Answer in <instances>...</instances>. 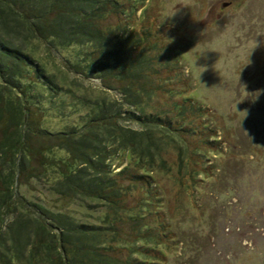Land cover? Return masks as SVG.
Instances as JSON below:
<instances>
[{"label":"rangeland","instance_id":"374dc122","mask_svg":"<svg viewBox=\"0 0 264 264\" xmlns=\"http://www.w3.org/2000/svg\"><path fill=\"white\" fill-rule=\"evenodd\" d=\"M128 3L130 7L133 0ZM226 4L228 6L223 8ZM146 6L147 10L144 7L136 14L133 8L126 7L125 12L111 9L103 22L118 30L119 25L129 23L128 18L132 19L135 14L133 28L127 25L129 31L139 32L155 26L157 35L153 43L145 46L149 50L152 44L159 46L151 55L157 57L159 64L155 71H148L150 88L144 96L150 99V107L144 108L143 113L152 114L156 122H162L153 129L164 142L157 146L169 164H162L159 170L145 176L140 171L141 166L132 164L122 155L119 163L112 162L110 175L111 179L123 182L124 205L130 214L136 210L145 216L147 224L162 223L159 232L164 235L156 231V236L151 235L156 239L143 240L137 246L156 248L158 245L163 256L160 252L157 259L152 254L127 256L122 252L119 257L124 264H133L131 258H139L141 264H264V0H148ZM143 14L145 17L140 21ZM119 33L124 34L117 31L107 40L112 42ZM14 44L24 48L19 38ZM60 47L56 50L60 54L55 55L56 64L50 61V68L52 64L57 71L74 73L70 79L84 90L100 89L104 93L101 80L81 81L75 75V64L82 52L92 53L95 48L81 42ZM139 50L130 45L125 54L137 57ZM39 53L48 58L43 50L39 49ZM100 53L101 59L109 54L105 50ZM116 55L109 54L112 58ZM67 62L74 68H68ZM111 97L114 102L119 99V95ZM63 101V107L59 102L43 105L46 115L36 117L39 127L50 135L42 133L32 140V135L25 133L19 153L11 150L1 155L0 165L4 163V169L1 167L3 175L0 177L8 181L7 177L13 176V188L18 196L27 199L32 209L37 206L38 213L54 214V207L60 210L71 206L70 213L79 223L94 224L100 217L95 213L91 216L93 211L86 208L94 206L93 203L85 202L82 208H77L76 203L68 199L57 201V194L64 190L63 172L73 176L83 165L79 160H66L70 153L59 145L54 135L66 137L63 132L69 134L74 125L80 123L78 118H92L91 108L74 110L69 107L72 104L69 96ZM188 101L190 106H199V111L188 106ZM153 106L158 111L147 109ZM175 107L181 109L178 114ZM124 108L120 104L113 105L105 109L104 114H111L134 132H143L145 128L137 119L118 116ZM95 119L93 117L92 121ZM168 128L170 133L166 135ZM74 131L82 135L79 128ZM52 132L55 134L51 135ZM59 147L64 151L55 153ZM179 153L187 163L185 167H190L189 171H181L182 167L177 166ZM42 165H52L49 177H56L57 183L50 184L45 179L43 185H37L38 182L32 180V176L45 177ZM62 167L64 171L52 175ZM136 175L143 180L138 181ZM0 188L9 190L3 181ZM143 199L150 204L140 208ZM162 199L164 204L159 203ZM101 214L100 209L98 215ZM143 229L141 227L146 233ZM60 235L52 234L51 243H59ZM35 246V242L31 243V253L25 251L18 255V264H32L33 254L37 255ZM54 253L58 254L56 249ZM75 258L77 264L85 261L83 255Z\"/></svg>","mask_w":264,"mask_h":264},{"label":"trees","instance_id":"16d2710c","mask_svg":"<svg viewBox=\"0 0 264 264\" xmlns=\"http://www.w3.org/2000/svg\"><path fill=\"white\" fill-rule=\"evenodd\" d=\"M128 1L125 3L122 0H0V157L5 151L14 150L19 153L21 141L25 139L26 134L32 135V140L40 137L42 133L49 134L39 127L36 118L46 115L43 105L59 102L60 107H63V100L69 96L72 98L69 107L74 110L89 106L92 118H88L89 120L78 118L80 123L74 125L75 129L84 121L90 123L81 131V136L69 131L68 136L63 132L66 137L56 138L55 133H51L56 141H59V145L70 153L66 160H79L83 167H79L73 176L71 174L68 176L63 167L58 169L59 171H54L52 175L56 176L64 171L61 175L64 190L57 194L58 202L61 199H68L72 203L75 202L77 208H82L85 202H91L94 206L86 207L87 210L93 211L90 213L91 216L95 213L100 217L94 224L79 223L70 213L71 206L60 210L54 207L56 211L54 214H40L35 210L37 206L32 209L27 199L18 196L13 188V176L7 177L8 181L0 177V180L9 186V190L6 191L0 188V264H18L20 262L18 255L24 254L25 251L31 253L29 247L33 242L36 243L37 255L33 254L32 264H77L76 255L84 256L83 264H124L119 257L122 252L127 253V256L139 254L145 257L149 256L146 254H152L156 259L160 252L163 256V251H159L158 245L157 249L151 246H146L148 248L143 245L141 248L137 246L138 242L142 243L143 240L156 239L151 236H156V231L164 235L159 232L162 223L157 226L149 225L145 216L142 217L136 210L130 214L131 211L124 205L126 195L123 182L111 179L110 175L112 162L116 160L119 163L122 155L132 164L141 166L140 171L145 176H149L155 169L159 170L162 164L166 166L169 164L162 158L163 152L157 146L164 142L158 139L161 136L153 129L162 122H156L157 119L155 120L152 114L143 113L144 108L150 107L148 103L150 99L144 96L150 88L147 80L148 71H155L159 64L156 61L157 57L151 56L157 52L155 49L159 50V46L152 44L149 50L145 45L153 43L157 33L155 26L141 29L139 32L127 29L129 24L133 28L132 21H136V12L141 11L148 0H133L130 7ZM126 7L135 11L132 19L128 18L129 23L119 25L116 30L103 22L111 9L125 12ZM144 17V14L141 15L139 20L142 21ZM120 30L124 34H117L112 42L107 40ZM18 38L23 41L22 49L14 44ZM79 42L95 48V52L92 51L94 54L82 52L78 65L75 64L77 66L75 75L81 81L101 80V87L106 94L100 89L80 88L77 81L70 79L74 75L73 72L72 75L65 73L64 70L57 71L52 64L50 68V61L56 64L55 55H60L57 52L59 48L61 49L60 46H70ZM130 45L132 49L140 48L137 57L125 54V49ZM39 49L44 51L47 59L39 53ZM104 50L117 55L112 58L108 54L106 58L101 59L100 52ZM67 64L68 68L69 66L74 68L72 63ZM165 64L163 61L162 65ZM111 95L113 97L119 95V99L114 102ZM189 102H186L188 106ZM118 104L125 107L123 111L117 113L118 116L121 119H137L145 128L143 132H134L121 125L111 114H104L105 109H111V106ZM190 107L199 111V106L195 104ZM147 109L158 111L154 106ZM174 110L176 114L181 111L176 107ZM93 117H96L94 122ZM146 119L151 123H145ZM169 130L170 128L168 131L165 130L166 135L170 133ZM63 149L59 147L55 153L62 152ZM24 155L23 151L22 156ZM47 157L49 155L44 156ZM186 165L180 154L177 166L182 167L181 171L185 169L189 171L190 167H185ZM1 167L4 169V163L0 165V175H3ZM42 167L45 177L32 176V180L37 181V185H43L45 179L50 184L57 183L56 177H49L52 165ZM122 175L123 173L121 178ZM19 177L17 183L20 181ZM136 178L138 181L143 180L137 175ZM175 181L182 182L180 179ZM142 201L145 203L141 202L140 208L150 204L146 199ZM159 203L164 204V199L159 200ZM59 206L62 207L60 204ZM100 209L102 214L98 215ZM156 219L159 220L157 217ZM141 227L145 228L143 230H146L147 234L141 231ZM119 229L125 235L121 234ZM52 234H61L59 243H51L49 237ZM120 235L128 242L122 237L117 239ZM55 249L58 254L54 253ZM131 261L133 264H141L139 258H131Z\"/></svg>","mask_w":264,"mask_h":264},{"label":"bare ground","instance_id":"6f19581e","mask_svg":"<svg viewBox=\"0 0 264 264\" xmlns=\"http://www.w3.org/2000/svg\"><path fill=\"white\" fill-rule=\"evenodd\" d=\"M88 107H89V106H88ZM145 121H146L145 123H147V122H150V123H151V121H147V119H146ZM89 125H90V123L84 121L83 124H82L81 126L78 125L76 128H77V129L79 128V130L82 131V130L86 129ZM76 128H75V129H76ZM75 129H73V130L70 131V132H74L75 134H77L78 132L74 131ZM68 135H69V134H67V136H68Z\"/></svg>","mask_w":264,"mask_h":264},{"label":"water","instance_id":"95a60500","mask_svg":"<svg viewBox=\"0 0 264 264\" xmlns=\"http://www.w3.org/2000/svg\"><path fill=\"white\" fill-rule=\"evenodd\" d=\"M227 6H228V4L224 5L223 8H224V7H227Z\"/></svg>","mask_w":264,"mask_h":264}]
</instances>
